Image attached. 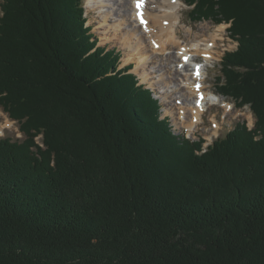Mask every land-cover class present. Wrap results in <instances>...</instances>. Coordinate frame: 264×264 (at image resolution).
Instances as JSON below:
<instances>
[{
	"label": "trees",
	"instance_id": "1",
	"mask_svg": "<svg viewBox=\"0 0 264 264\" xmlns=\"http://www.w3.org/2000/svg\"><path fill=\"white\" fill-rule=\"evenodd\" d=\"M184 2L231 20L218 92L255 121L205 147L98 45L84 0H0V107L22 133L0 138V264H264V0Z\"/></svg>",
	"mask_w": 264,
	"mask_h": 264
},
{
	"label": "rangeland",
	"instance_id": "2",
	"mask_svg": "<svg viewBox=\"0 0 264 264\" xmlns=\"http://www.w3.org/2000/svg\"><path fill=\"white\" fill-rule=\"evenodd\" d=\"M129 1L84 0L86 23L92 27L90 32L94 35L96 34L98 45L117 49L120 53L121 61L119 67H128L127 72L135 74L139 79V84H144L146 88L152 90L153 96L160 104V116L167 120L171 131L175 135H184L194 140L203 138V147H205L218 136H225L227 131L237 123L243 122L247 127L251 128L255 121L248 103L239 107L234 99L218 92L219 61L225 51L236 47V42L233 41L227 32V27L230 26L231 20L228 23L223 21V23L215 24L213 19L217 18L220 20V14L216 16L214 14L212 19L193 20L190 18L189 6L184 0H178V21L175 23L178 42L181 45H188L187 47L190 48L188 49L196 53L195 60L200 61L203 55L193 49V43L202 38L206 39V41L213 38L212 40L215 41L212 50L213 56L209 61L203 63L206 64L207 68L204 75L203 88L207 91L205 93L208 94V98L221 97L227 102L229 101L228 103L231 106L226 108L220 103L209 104L202 113V120H198L195 123L192 122L194 95L189 97L190 92L182 86V83L169 79L170 77H175L174 71L178 61L176 58L173 59L171 51H177L178 45L175 44L165 49L166 51L163 50L164 53L155 52L153 50L154 47L147 40L139 24L133 22L136 17L132 15V11L129 9ZM146 1L151 9L155 8L157 3L162 4V0ZM155 9L158 10V8ZM216 11V9H213L211 12L215 13ZM123 18H129L130 21H124ZM118 22L121 24H117ZM219 25H224L222 31L218 29L217 26ZM126 33H130L132 37H129L130 35L127 36ZM136 35L141 39V42L137 39L135 40ZM201 43L206 46L205 41H201ZM166 56L169 57L170 61L165 59ZM201 61H203V57ZM187 68L188 70L186 71L181 70L182 76L185 73H192V67L188 66ZM213 123L218 124V126H212ZM0 136L13 139L22 137L17 123L11 120L1 108ZM36 140L40 145H43L42 134L38 135Z\"/></svg>",
	"mask_w": 264,
	"mask_h": 264
},
{
	"label": "bare ground",
	"instance_id": "3",
	"mask_svg": "<svg viewBox=\"0 0 264 264\" xmlns=\"http://www.w3.org/2000/svg\"><path fill=\"white\" fill-rule=\"evenodd\" d=\"M129 5H130L129 9L132 11V15L134 17L136 16L138 21H139V17H137V10L138 11L141 10L142 12L141 15L143 18L145 15L144 25L139 24L135 20V18L133 22L139 24V27L145 33L147 40L154 47L153 50H155V52L162 53L163 50L168 49L175 44L178 45L177 51H171L173 59L176 58L178 61L177 66L174 71L175 77L173 78L170 77L169 79L172 81L175 80V81L182 83V86L189 90L190 92L189 97L194 95L195 101L192 102L193 103L192 122L197 123L198 120L200 121L202 120V113L209 104L220 103L226 108L231 107L230 104L228 103L229 101L227 102L221 97L216 96L213 98H208L207 97L208 94L205 93L207 91H205L203 88V82L205 78L204 75L207 70L206 64H203V63H206L207 61H209L213 56L212 50L215 45V41L212 40L213 38L207 41L204 38L200 39L201 41L206 42L205 44L206 46H203L200 40H198L196 43H193L192 45L193 49H196L197 53H200L201 55H203L202 57H203L204 62L196 61L195 60L196 53H193L192 51H190L189 50L190 48L187 47L188 45H181L178 42V36H176V31H175V23H177L178 21V17H177V10L179 6L178 0H162V4L161 3L155 4L156 5L155 8H158V10H156L155 8L151 9V7L148 6V2L146 0H130ZM149 5H150V2H149ZM123 20L127 22L130 21L129 18L127 19L123 18ZM151 21H152V25H151ZM117 24H121V23L118 22ZM217 27L220 31L224 29V25H219ZM126 35L129 36L130 33H126ZM214 35H218V34H214ZM214 35L213 37L215 38ZM129 37H132V36L130 35ZM135 37H136L135 40L137 39L141 42V39L137 37V35ZM184 56H187L188 58L187 62L183 61L182 58ZM165 59L170 61L169 57L167 56L165 57ZM192 64H195L194 67H192V71L194 73L189 72V73H185L184 76H182L183 75L182 71L188 70L187 67ZM197 70H202L203 71L202 75L200 76L196 75L195 72ZM198 84H201V88H200L201 90L198 89L197 87ZM202 93L204 94V98L200 100L198 97ZM214 126H218V124L215 123Z\"/></svg>",
	"mask_w": 264,
	"mask_h": 264
}]
</instances>
